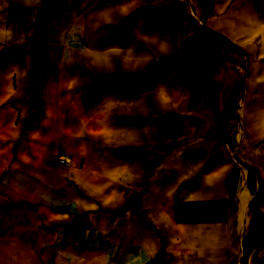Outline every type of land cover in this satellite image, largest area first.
Listing matches in <instances>:
<instances>
[{"label":"crops","instance_id":"crops-1","mask_svg":"<svg viewBox=\"0 0 264 264\" xmlns=\"http://www.w3.org/2000/svg\"><path fill=\"white\" fill-rule=\"evenodd\" d=\"M0 264H264V0H0Z\"/></svg>","mask_w":264,"mask_h":264},{"label":"trees","instance_id":"trees-1","mask_svg":"<svg viewBox=\"0 0 264 264\" xmlns=\"http://www.w3.org/2000/svg\"><path fill=\"white\" fill-rule=\"evenodd\" d=\"M211 35H212V37L218 39V41H220L221 43L224 42L221 37L219 38L216 35H213V34H211ZM240 86H241V83H238L234 86V90H233V92L230 96V99H229V101H228V103L224 109V113H223L224 120L233 112V109L236 106V94H237Z\"/></svg>","mask_w":264,"mask_h":264},{"label":"built area","instance_id":"built-area-1","mask_svg":"<svg viewBox=\"0 0 264 264\" xmlns=\"http://www.w3.org/2000/svg\"><path fill=\"white\" fill-rule=\"evenodd\" d=\"M61 160H63V159L61 158Z\"/></svg>","mask_w":264,"mask_h":264}]
</instances>
